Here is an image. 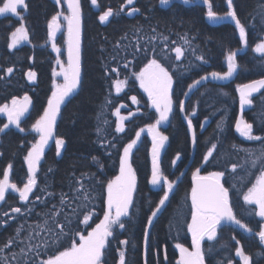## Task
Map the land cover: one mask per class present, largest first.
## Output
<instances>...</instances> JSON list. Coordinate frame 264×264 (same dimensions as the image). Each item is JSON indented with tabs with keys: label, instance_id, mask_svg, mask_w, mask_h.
Returning <instances> with one entry per match:
<instances>
[{
	"label": "trees",
	"instance_id": "obj_1",
	"mask_svg": "<svg viewBox=\"0 0 264 264\" xmlns=\"http://www.w3.org/2000/svg\"><path fill=\"white\" fill-rule=\"evenodd\" d=\"M80 2L82 83L65 104L61 105L54 137L45 146L36 173L37 187L29 195V203L20 201L18 192L11 189L6 192L5 201L0 202V246L14 237L16 229L21 226L23 231L19 239L26 244L42 245L45 240L50 239V233L38 229L37 224H43L44 220L55 212L61 213L58 219H62L65 214L71 215V208L80 204V200L74 197L81 183L95 199L89 204L90 213H85L90 214L87 226L82 222L83 216L80 217L79 234L87 235L92 231L96 224L103 220L107 198L106 183L120 174L119 156L123 152L122 146L135 139L136 132L141 129L144 131L141 132L131 157L136 174L134 208L130 210L134 215L126 225L127 230H117L118 237L109 238L111 244L102 258L106 264H118L120 248L125 250L126 264H145V260L147 264H177L180 253L175 247L176 243L192 250L191 233L187 232V224L191 223L190 193L192 176L197 167L201 169L200 175L227 169L226 186L229 187V198L234 213L247 227L258 232L259 219L255 215L246 214L245 211L255 208L245 204L243 195L255 183L260 166L252 169L253 174L247 176L243 183L240 177L245 176L248 153L259 154L264 148V143L244 140L235 131V121L240 115L237 87L253 80L264 79V56L253 51L257 43L264 41V23L261 18L264 13V0H233L237 16L246 27L247 47L239 42L235 23L223 21L218 26H210L206 21L207 8L202 5L174 3L171 7L163 9L159 0H135L134 5L127 6L124 12L111 17L108 23L101 24L98 20L100 9L92 7L89 0ZM125 2L126 0H99L104 10L108 7L118 10ZM211 3L217 15L226 14V0H211ZM25 4L26 9H18V16L23 17L22 22L18 16L0 15V66L14 67L13 75L7 81H0V106L4 103L10 104L12 97L23 99L24 95L29 96L32 101L27 116L21 120L25 132H19L11 126L8 134L0 137V180L3 179V172L8 170L9 182L17 184L19 188L27 182V152L39 140V134L32 131L31 126L47 107V100L51 97L56 81L52 75L56 56L50 50L51 40L48 37L47 24L52 15L66 11L65 0H61L60 5H56L54 0H25ZM131 7H137L139 12L127 15ZM21 23L28 31V40L10 50L7 45L11 32L20 27ZM164 37H167V40ZM57 38L56 43L62 41L61 36ZM185 38L189 43H185ZM173 41L175 43H172ZM117 42L119 48L115 47ZM177 46L181 47L184 53L181 60H175L173 49ZM136 47H140L141 51L136 52ZM144 49H148L147 57ZM237 49L242 51H239L236 57L239 65L236 73L228 80H221V83L213 81L210 73H225L226 57L229 51ZM156 54H159L161 62L169 69L174 81L173 112L166 125L159 127L160 132L169 138L160 156L161 171L168 180L175 183L192 155L193 162L188 172L181 177L166 207L155 219L150 229L149 248L145 254L143 229L146 217L150 215L149 204L158 203L166 188L163 181L156 186L150 183L152 136L147 128L149 124L155 123L158 114L151 107L147 93L140 88L133 73H138L147 60ZM113 56L116 58L113 59ZM197 56H203L205 60H198ZM129 61L131 63L125 69L123 65ZM110 68H116L118 71L111 72ZM29 70L36 72L35 82L28 81L26 73ZM203 76H208V80L201 81L192 88L184 105L185 111L181 112L178 102L185 100L183 93H188L189 85ZM117 80L127 81L119 93L115 89ZM261 93H264V89L251 97L253 104L242 112V116L246 122L253 124L254 135L264 136V96ZM132 96L136 97V103L132 101ZM117 108L120 110V116L125 117L124 131L120 133L115 131L117 123L120 122L115 114ZM188 119L192 120L197 137L194 148L187 127ZM3 123H7V119L0 116V125ZM218 124L223 128V132L217 128ZM98 126L102 129L99 135ZM56 138H64L66 141L61 156L56 155ZM212 143L217 144L219 156L211 164H202V156ZM113 144L116 147H112ZM177 153L181 158L173 166L172 160ZM92 157H96L99 164L94 162ZM9 164L11 169H8ZM232 164L238 166L236 173L231 172ZM82 173L89 175L82 177ZM45 186L46 192L39 191ZM61 194H67L65 199L69 205L64 207L62 212ZM37 196L41 199L37 200ZM53 205L56 207L53 208ZM13 207H21L22 212H12ZM29 208L32 209L31 212L28 211ZM170 224L174 227L170 228ZM29 233L33 234L31 241L25 239ZM36 233L39 235H35ZM79 234L63 239L60 250L78 241ZM122 239H128L130 244L119 245L118 240ZM237 240L239 245L236 244ZM211 243L215 247L210 254L206 251L209 242L205 240L202 245L205 249V264H227L228 259H232L233 264H242L240 258L235 256L237 247H242L246 254L251 255L252 264H264V245L260 244L257 235H247L233 226H228L218 229L217 240ZM22 246L18 244L14 250L19 252ZM39 251V259H47V255L43 254V247ZM51 251L55 252L56 249ZM34 258L32 254L28 257L29 260Z\"/></svg>",
	"mask_w": 264,
	"mask_h": 264
},
{
	"label": "snow or ice",
	"instance_id": "obj_2",
	"mask_svg": "<svg viewBox=\"0 0 264 264\" xmlns=\"http://www.w3.org/2000/svg\"><path fill=\"white\" fill-rule=\"evenodd\" d=\"M191 0H183L185 5H188ZM56 5L61 4V0H54ZM170 0H160L162 6L169 5ZM202 3L207 6V18L209 20H224L230 19L234 21L235 28L239 33V42L244 44L245 47L248 45L246 27L238 18L235 11L233 0H226L227 12L224 16H219L213 10V4L211 0H202ZM92 7L100 9V14L98 15V20L101 24H106L110 21L111 17L119 14V12H124L125 8L130 5L135 4V0H126L124 4L118 10H114L112 7H108L104 10L99 3V0H90ZM27 8L25 0H2V6H0V15L11 14L13 16H18V9ZM67 11L68 15L63 12H57L51 16L50 22H48V37L52 41L51 48L52 51L57 53L56 64L60 67L59 71H53L52 75L54 77H62V83H54V90L51 93V97L47 100V107L44 108L43 114L35 120L32 124V131L39 134V140L32 145L30 151L27 152L26 162H27V182L23 184L22 188H19L17 184L9 182V171L5 170L3 172V179L0 180V202L5 201L6 192L11 189L13 192H18L19 200L25 203H29V195L33 193V190L37 187V169L42 156L44 155L45 146L54 137V129L57 121V117L61 112V105L73 95L77 88L82 83L81 77V2L80 0H67ZM139 12L137 7H131L127 12V15L131 16L134 13ZM63 17V21L66 22L67 27V64L60 60V56L63 54L61 49L56 45V34L60 31L62 25L60 23V18ZM18 18L23 21L22 16ZM262 23H264V13L261 14ZM155 31V29H153ZM123 39V38H122ZM167 40V37H164ZM28 40V31L21 23L20 27H17L11 32V42L7 45L8 49H16L22 41ZM172 43H175L173 41ZM185 43L189 41L185 38ZM116 48H119V42H117ZM175 60H181L184 55L182 48L177 46L174 49ZM103 51V50H101ZM141 48L136 47V52H140ZM145 57L148 55V49H144ZM155 51V46H153V52ZM241 49L236 51H229L227 60V71L223 74L213 71L210 76L214 80H228L234 73H236L239 65L236 62V57ZM253 51L260 53L264 56V41L257 43L253 48ZM119 53L117 52V55ZM135 55V53L133 54ZM116 57L113 56V59ZM198 60H205L203 56H197ZM125 63L123 67L126 69L129 64ZM111 72H117L116 68H110ZM14 73V67H2L0 66V81H7ZM27 79L29 82H35L36 72L29 70L27 73ZM107 75V72H106ZM133 76L137 81H139V86L145 93H147L148 101L151 107L155 109L158 114V118L155 123L149 124L147 131L152 136V171H151V181L153 186L160 185L163 181L166 191L163 192L161 198H159L158 203L149 204L150 215L146 217V224L143 229V245L145 248V254L149 248L150 242V229L153 227L154 220L158 217V214L166 207V202L169 200V194L174 189V183L168 180L161 171V160L160 153L161 149L164 148L165 143L168 141V136L163 135L159 127L160 125L169 121V117L173 112V75L170 74L169 69L164 66L159 58V54L154 55L152 59L147 60L144 67L138 72L133 73ZM208 76L201 77L200 80H196L194 84L189 85V91L199 85L201 81H207ZM127 81L117 80L115 83L116 92L122 91L123 86ZM264 89V79L253 80L250 83L242 84L237 87L239 92V104L241 109L245 105H252L253 100L251 97L254 93H260ZM187 96V92L183 93ZM264 96V93H261ZM134 103L137 102L136 97H131ZM32 103L29 96L24 95L23 99L20 100L16 97L11 98V102L4 103L0 106V114H5L7 116V123L0 125V137L7 135L8 131L11 130V126H14L19 132H25V128L21 126L22 117L28 112L29 105ZM179 110L181 112L185 111L183 101L178 102ZM123 107V105L121 106ZM120 122L117 123L115 131L117 133L124 131L123 120L125 117L120 116L119 108L116 109L115 113ZM195 115V113H192ZM99 119V116H98ZM188 130L191 132V144L193 147L197 144V137L195 129L193 128V123L191 119L187 120ZM217 128L223 132L221 125H217ZM235 130L240 134L241 137L249 141H261L264 143V136L253 134V124L246 122L241 116L235 121ZM102 129L98 126L97 134L99 135ZM141 129L136 132L135 139L123 145L122 155L119 156V172L120 174L113 180H109L106 183V209L104 210L103 220L96 224L92 231L88 232L87 235L79 234V224L81 222L80 217L83 216V224L88 225L90 214L89 204L91 203L92 197L91 192L84 188V185L80 184V189H77V194L74 199L80 200V204L76 208H71V215L65 214L62 219L60 217V212H55L48 216V219L44 220L43 224H37V228L41 231H46L50 233V239L43 242L42 245L24 243L20 240V234L23 231V227L16 229V235L10 238L3 246H0V253H6L5 255H0V264H106L103 261L105 256L106 248L111 244L109 240L110 237L116 239L118 237V231H125L126 225L129 223L131 217L134 215L130 210L134 208V193L136 191V174L133 170L131 157L133 154V149L136 147L137 142L140 140ZM66 146V141L64 138L55 139L56 155L61 156V150ZM116 147V145H112ZM235 147V146H233ZM216 152V156H214ZM2 155V153H0ZM219 152L217 151V144L212 143L209 148H207L205 154L202 156V164H211L216 161ZM249 159L245 161L248 167L245 169V176L240 177L243 183L247 176L252 175V169H256L260 166L259 175L255 178V183L248 188L246 194L243 195V200L246 205H255V209H247L246 214L255 215L261 218L260 229L258 232H254L251 228L247 227L241 222L239 218L234 213L233 206L230 203L229 198V187L227 179V169L211 171L207 175H200V167H197L192 176V188L190 193L191 199V223L187 224V232L191 233V248L190 251L188 247L183 246L181 243H176L175 247L179 250L180 259L177 264H205V249L202 248V244L205 240L209 242L207 245V253H212L214 251V244L211 243L217 240V230L223 227L231 226L235 224L239 228L243 229L253 235H257L261 245H264V148H262L257 153H248ZM180 154L177 153L175 159L172 160V165L175 166L176 162L180 160ZM92 160L99 164L96 157H92ZM11 164L8 165V169H11ZM103 167L102 165L100 166ZM237 165H231V172H237ZM243 167V166H241ZM51 171V169H49ZM82 177L89 175L86 173L81 174ZM93 179L95 177L93 176ZM80 183V181H77ZM103 186V184H102ZM235 187V185H233ZM39 191L46 192L47 186L40 188ZM50 196L52 193H48ZM67 194H61L60 205L61 212L64 207H69L68 202L65 199ZM102 195V194H101ZM37 200L41 197L37 196ZM56 206L53 205V208ZM14 213H21V207H13L11 209ZM29 212L32 211L31 208L28 209ZM7 215V213H5ZM47 215V214H46ZM50 221V222H49ZM7 222H5L6 224ZM174 227L170 224V228ZM58 229V230H57ZM79 234V240L72 242L69 247L64 250H60L61 242L63 239L69 235ZM35 235H39L36 233ZM26 240L31 241L33 239V234L29 233L25 237ZM233 239H235L233 237ZM239 241L236 244L239 245ZM23 245L20 247L19 252L15 251L14 248L17 245ZM118 244L122 246H128L130 241L128 239L118 240ZM43 247L44 253L47 255V259L40 260L39 256L41 252L39 249ZM221 247H227V245H221ZM55 248L56 251L53 252L51 249ZM119 260L118 264H126V253L123 248L119 250ZM34 255V259L29 260V255ZM260 255V253H257ZM235 256L239 257L242 264H252V257L246 254L242 247H237L235 249ZM147 264V260H145ZM223 264V262H221ZM227 264H233L232 259H228Z\"/></svg>",
	"mask_w": 264,
	"mask_h": 264
},
{
	"label": "water",
	"instance_id": "obj_3",
	"mask_svg": "<svg viewBox=\"0 0 264 264\" xmlns=\"http://www.w3.org/2000/svg\"><path fill=\"white\" fill-rule=\"evenodd\" d=\"M159 3H160V0H159ZM174 3L184 4V3H183V0H170L169 5L162 6V5L160 4V7L163 8V9H167V8L171 7ZM188 5H189V6H201V5H202V6L207 7L206 5H204V4L202 3V0H196V1L191 0V2H190ZM65 8H66V11H67V0H65ZM67 13H68V11H67ZM68 14H69V13H68ZM206 21H207V23H208L210 26H218V25H220L223 21H227V22H230V23H234V21H231L230 19H224V20H209V19L207 18V16H206ZM81 34H82V25H81ZM58 35H59V31H58L57 34H56V38L58 37ZM66 36H67V35H66ZM66 63H67V38H66ZM213 81H216V82H218V83H221V82H222L221 80L218 81V80H214V79H213ZM192 90H193V89H191L190 91H188L187 96L185 97V100L183 101L184 105H185V103H186V101H187V99H188L190 93L192 92ZM190 134H191V132H190ZM137 144H138V142H137ZM136 146H137V145H136ZM135 148H136V147H135ZM135 148H134V149H135ZM193 148H194V147H193ZM134 149H133V150H134ZM162 150H163V149H161V153H162ZM161 153H160V156H161ZM150 154H151V152H150ZM192 162H193V155L191 156L189 163H188L187 166L184 168V170H183V172L181 173V175L179 176V178L175 181V183H174V189L176 188L177 184L180 182L181 177H182L185 173L188 172V170H189V168H190ZM174 189H173V191H174ZM173 191L169 194V198H170L171 194L173 193ZM167 202H168V201H167ZM167 202H166V204H167ZM159 215H160V213L158 214V216H159ZM154 221H155V220H154ZM231 226H233V227H235V228L241 230L243 233H245V234H247V235L249 234L248 232H245L243 229L239 228V226H237V225H235V224H232Z\"/></svg>",
	"mask_w": 264,
	"mask_h": 264
},
{
	"label": "rangeland",
	"instance_id": "obj_4",
	"mask_svg": "<svg viewBox=\"0 0 264 264\" xmlns=\"http://www.w3.org/2000/svg\"><path fill=\"white\" fill-rule=\"evenodd\" d=\"M89 3H90V0H89ZM91 5V4H90ZM64 14L65 15H68V13L66 12V11H64ZM60 23H61V25H62V27H61V29H60V35L58 36V37H62V41H59V43H56V45H57V47L58 48H60L61 49V52L63 53L59 58H60V60L65 64V66H66V38H67V27H66V22L65 21H63V17H61L60 18ZM56 39H58V38H56ZM11 42V38H10V41H9V43ZM26 41H22L21 42V44L20 45H18L17 47H19V46H21V45H23L24 43H25ZM51 43H52V41H50ZM56 42V41H55ZM51 43L49 44V46H50V50H51V52L56 56V58H57V53H55V52H53L52 51V48H51ZM13 50V49H12ZM56 66H57V68H56ZM54 70L55 71H59L60 70V67L55 63L54 64ZM54 79H56V81H54V83H62L63 82V78L62 77H54ZM254 94H256V93H254ZM253 94V95H254ZM238 95H239V92H238ZM20 100H22V99H20ZM31 105V104H30ZM30 105H29V108H28V112H29V109H30ZM249 106L250 105H245L244 106V108L243 109H241V107H240V115H239V117H238V119L242 116V112L246 109V108H249ZM28 112H26L25 113V115H24V117H22V119H24L26 116H27V114H28ZM0 116H4L5 117V119H7V116L5 115V114H0ZM166 125V123H164V124H162V125H160V126H165ZM236 131V130H235ZM238 133V132H237ZM239 134V133H238ZM240 135V134H239ZM244 140H247V139H245L244 137H242ZM247 141H249V140H247ZM192 165V164H191ZM251 207H253V208H255L256 206L255 205H251ZM257 218L259 219V221H261V218L260 217H258L257 216ZM203 245V244H202ZM180 259V258H179Z\"/></svg>",
	"mask_w": 264,
	"mask_h": 264
}]
</instances>
